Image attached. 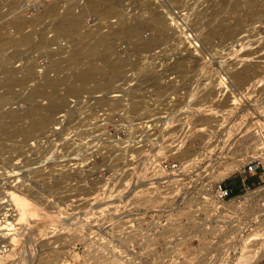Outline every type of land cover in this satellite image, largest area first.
Listing matches in <instances>:
<instances>
[{
  "label": "rangeland",
  "instance_id": "374dc122",
  "mask_svg": "<svg viewBox=\"0 0 264 264\" xmlns=\"http://www.w3.org/2000/svg\"><path fill=\"white\" fill-rule=\"evenodd\" d=\"M11 1L14 4L0 2L5 39L17 40L27 31L32 40L0 47V118L8 109L27 114L49 106L54 95L59 99L45 129L0 139V219L16 217L14 223L20 227L13 239H0L7 250L0 264H264V188L254 183L245 203L231 199L218 211L203 199L207 183L235 184L246 163L264 164V0H116L111 16L86 13L83 8L89 0ZM250 2L256 6L247 10ZM235 4L241 8L234 9ZM55 5L60 16L69 10L80 16L82 32L75 40L57 36V17L43 14ZM139 15L145 23L138 36L116 32ZM155 18L163 19L165 36L154 45L140 46L157 32L147 24ZM19 20L25 22L24 30L17 28ZM183 29L199 47H192L195 43L184 37ZM83 33L95 39L100 33L108 35L109 48L103 52L121 58L118 73L109 72L97 82L73 81L89 63L97 68L104 64L103 52L75 54ZM215 61L248 68L251 76L247 83H230L246 98L240 97V105L235 101V110L224 112L219 126L209 122L213 128L207 131L200 128L208 126L198 111L203 103L210 121L217 114L215 108L227 109L233 102L231 91L221 95L212 86L223 74H217ZM154 64L159 68L170 64V75L179 74L176 78L184 81V89L193 92L187 99L193 101L190 110L197 115L193 122L198 128L188 149H160L188 165L184 175L172 176L168 191L152 188L153 181L131 179L128 161L114 157L111 139L103 130L87 132V92L111 88L129 68L141 72L142 86L156 81L164 93L176 87H166L163 75H149L150 70L143 68ZM14 77L28 78L24 84L8 86ZM51 79L58 84L51 86ZM31 90L40 91L35 100L25 98ZM139 100L140 106L144 104L142 97ZM199 154V162L188 161Z\"/></svg>",
  "mask_w": 264,
  "mask_h": 264
},
{
  "label": "built area",
  "instance_id": "2783aa9c",
  "mask_svg": "<svg viewBox=\"0 0 264 264\" xmlns=\"http://www.w3.org/2000/svg\"><path fill=\"white\" fill-rule=\"evenodd\" d=\"M183 30L186 32V29ZM187 33L190 35L188 38L195 43L192 47H199L192 34L188 31ZM170 66H143L150 70L149 75H163L162 80L167 82L166 87L176 86L169 93H164L156 81H148L150 83L142 86L145 82L140 79L141 72L131 68L117 77L111 88H92L87 92V132L94 133L95 130L102 129L111 139L114 157L128 161L127 171L131 179L137 182L153 181L150 186H161L163 191L169 190L172 176L185 173L188 165H183L179 159H173L170 155L161 154L160 149L184 150L188 147L191 135L198 128L193 122L197 115L190 108H183L187 100L191 101L187 97L193 92L184 89V81L181 83L182 80L176 78L178 73L170 75ZM140 97L144 100L141 106ZM137 107L139 113L134 115ZM137 116L140 118L136 119ZM134 119L137 121L134 122ZM200 128L202 130L203 127ZM261 169L264 170L263 161L253 160L240 170L238 183H207L208 195L203 198L204 201L211 204L216 211L222 209V205L231 199L245 203V194L251 191L252 184L258 183L264 188V172L258 179ZM168 179L171 180L167 181ZM1 248H5L4 244H0V250Z\"/></svg>",
  "mask_w": 264,
  "mask_h": 264
},
{
  "label": "bare ground",
  "instance_id": "6f19581e",
  "mask_svg": "<svg viewBox=\"0 0 264 264\" xmlns=\"http://www.w3.org/2000/svg\"><path fill=\"white\" fill-rule=\"evenodd\" d=\"M9 2V0H7ZM116 0H106L105 2H101L99 4V1L98 2H95V1H92V0H89L87 1L86 5H84V10L85 12L87 11H90V12H96V13H99V15H103V16H111L115 13V10H117V5L115 3ZM138 1V0H137ZM140 1V0H139ZM233 1V0H232ZM247 1V0H245ZM253 1V0H252ZM1 2V0H0ZM10 2H12L10 0ZM15 2V1H13ZM12 2V3H13ZM228 2V1H227ZM237 2V1H236ZM244 2V1H243ZM2 3V2H1ZM19 3V2H18ZM82 3V2H81ZM242 3V2H241ZM246 3V2H245ZM7 4V3H6ZM5 4V5H6ZM9 4V3H8ZM14 4V3H13ZM16 4V3H15ZM256 2H250L246 5V9H254V7L256 6L255 5ZM2 5V4H1ZM3 5H4V2H3ZM2 5V7H3ZM4 5V6H5ZM7 6V5H6ZM11 6V5H10ZM38 6V5H37ZM57 6V7H56ZM140 7V6H139ZM226 7V6H225ZM232 8V6H230ZM22 8V7H21ZM58 5H55V6H52V7H49L47 10H45L46 12L43 14H50L52 16H56L57 17V22L56 24L54 25V28L56 30V32L58 33L57 36L63 38L66 42L68 41H73L75 40V34L76 33H80L82 32V29H81V18L79 15H75L71 10H69L68 12H66L64 15L62 14L61 16L58 15ZM241 6L240 5H237L235 4V8L234 9H240ZM247 9V10H248ZM264 10V9H262ZM246 11V10H245ZM84 12V13H85ZM86 12V13H87ZM255 12V11H254ZM252 13V12H250ZM82 16V15H81ZM84 16V15H83ZM124 17V16H123ZM162 17V16H161ZM160 17V18H161ZM165 17V16H163ZM39 18V17H37ZM36 18V19H37ZM43 18V17H42ZM39 20V19H38ZM145 20V19H144ZM144 20L142 19V16L139 15L135 18V21H133V24H131L130 26H125V27H120L116 32L118 34H122V35H126L128 37H136L139 35L140 33V30H141V27L143 26V24L145 23ZM166 20V18H165ZM186 20V19H185ZM210 21V20H209ZM149 22V21H148ZM16 26L17 28H22L24 30V25L25 22L23 20H19L18 22H16ZM162 19V21L160 19H157L155 18L154 20H152L151 22L147 23L148 26L150 27H155L157 29V32L154 33V35H152L151 39L148 40V41H145V42H142V43H139L140 46H148V45H154L155 43L159 42L162 40L164 33H166L165 31V23ZM168 23V22H167ZM166 23V24H167ZM162 24V30H158V27H160ZM24 27V28H23ZM4 27L1 26L0 27V47L2 46H5V44L7 45H22V44H30L31 43V40H32V34L30 33H27L24 32L22 34V37L19 38V39H13V40H7L5 39L6 36H4V34H6V31L4 33L3 31ZM6 29V27H5ZM17 29V30H18ZM155 29V30H156ZM228 29V28H227ZM236 29V27L234 26L232 32H234V30ZM208 30V29H207ZM218 30V29H217ZM22 32V31H21ZM217 32V31H216ZM228 32V31H227ZM115 33V32H114ZM85 33L82 34V36L80 37V39H78V43H77V48L75 49V54L77 55H81L83 54L84 52H87L89 55H96L97 53L99 54V52H105L108 48H109V38L107 37L108 35H102L101 33L99 35V37H97L96 35V39L95 38H92L89 34H86L84 35ZM98 34V33H97ZM144 34V33H143ZM182 34H184V37L186 39H188V36H190L188 33H187V29H186V32H182ZM263 34V33H262ZM93 36V35H92ZM209 36V35H207ZM211 36V35H210ZM215 36V35H214ZM224 36V35H223ZM94 37V36H93ZM217 37V36H216ZM165 38V37H164ZM208 38V37H207ZM58 39V38H57ZM62 40V39H61ZM52 41V40H51ZM57 41V40H56ZM92 41V42H91ZM195 41V40H194ZM60 42V40H59ZM40 43V42H39ZM46 43V40L43 39L41 41V44H45ZM233 43V42H232ZM10 45V46H11ZM200 46V44H199ZM9 47V46H8ZM6 46V48H8ZM231 46H227V48H230ZM1 49V48H0ZM3 49V48H2ZM5 49V48H4ZM7 50V49H5ZM102 53L103 55L105 53ZM109 51H107L108 53ZM101 54V55H102ZM98 56V55H97ZM252 56V55H251ZM12 58V57H11ZM10 58V59H11ZM245 58V57H244ZM253 58V57H252ZM124 59V58H123ZM242 59V58H240ZM223 60V59H222ZM56 62V61H55ZM54 62V63H55ZM217 64H219V70H217V74L219 73V71H222V73H219L218 77L221 78L218 79V77H216V79H214L213 83H212V86L214 87V89L217 91V93H223L225 92V90L228 92V91H231L230 92V100H231V97L233 98V102L231 103L232 106L228 107L227 109H223V108H215V110L217 111V114H214L212 116L213 119H211L209 121V117L210 115L209 114H206L207 112H204L202 111L203 109H205V107H208L206 105V103L204 104L203 103V106L198 110L200 115H201V119H202V123L203 124H208V126L206 127H203L202 130H207V131H210V128H213L212 124L209 123V122H216L215 126H219V123L218 121L221 120V119H224L222 116L224 114L225 111L227 112H231L233 110H235L236 107L234 106H238V105H235V101L238 102V104L240 105V100L241 98L240 97H245L246 98V95L245 94H242V95H237V93L235 92V88H232L230 85V83H235V84H243V83H247L249 82L250 80V72L247 70L248 68H246V70L244 69H238L236 68V65L233 66V67H230V66H223L220 62H217L215 61ZM185 63V62H184ZM183 61H181V64H184ZM199 63V62H197ZM58 64V62H56V65ZM180 64V63H179ZM232 68L231 72H229V69ZM121 69V58L119 59H112L110 56H108V54H105L104 56V64L97 68L95 66H93L91 63H89V65L82 69L80 72H78L76 75H75V80L73 78V81H81V82H91V81H96L97 80L99 81V77H102L103 75H107V73H118ZM112 75V74H111ZM28 77H24V78H13L11 80H9V85L8 86H11L13 85L14 83H23L27 80ZM106 80V79H105ZM109 80V78H108ZM262 80V79H261ZM264 80V78H263ZM72 82V81H71ZM260 82V80H259ZM26 83V82H25ZM48 83L52 86V85H56L58 84V81L55 79H51V80H48ZM47 83V84H48ZM99 83V82H98ZM229 83V84H228ZM253 83V82H252ZM258 83V82H257ZM8 84V83H7ZM100 84V83H99ZM256 84V82H255ZM254 84V85H255ZM48 85V86H50ZM82 85V84H81ZM83 85H85L83 83ZM102 85V84H101ZM104 85V84H103ZM253 85V86H254ZM256 86V85H255ZM79 87V86H78ZM100 87V86H99ZM258 87V86H257ZM254 88V87H253ZM71 91L73 92V90L71 89ZM40 91H37V90H31L29 92H26L25 93V98L27 99H31V100H35V98H37L40 93ZM232 93V94H231ZM241 93V92H240ZM250 93V92H249ZM39 94L37 97L36 95ZM44 94V93H43ZM41 94V95H43ZM236 94V96H235ZM222 95V94H221ZM238 96V97H237ZM262 96H263V100L261 102V104L264 102V93H262ZM8 99V98H7ZM10 99V98H9ZM58 97H56V95H54L52 98H51V103L49 104V106L47 107H36V108H32L31 110H29V112L27 114H20L18 112H15V111H12V110H6L3 112L2 114V118H0V139H4L3 137H11V136H14L16 134H20V133H23V134H32L33 132H39V131H42L43 129H45V127L49 124V121H51V118L52 116L54 115L53 112H55V109L56 107H58ZM237 99V100H236ZM245 101V100H244ZM35 102V101H34ZM33 102V103H34ZM38 102V101H37ZM76 102V101H75ZM37 104V103H36ZM244 104V102H243ZM184 107L183 108H191L192 107V104H191V101L189 102V100H187L185 102V104L183 105ZM35 107V106H34ZM80 107V106H79ZM220 107V106H219ZM234 107V108H232ZM246 107V106H245ZM73 108V107H72ZM212 110V109H211ZM214 110V108H213ZM235 112V111H234ZM234 115H237L236 113H234ZM226 116H231L230 113L229 114H226ZM208 119V121H207ZM245 127V126H244ZM209 129V130H208ZM224 134H229V130L224 133ZM210 135V134H208ZM2 144V143H1ZM233 145H235L233 143ZM188 149V148H186ZM219 158V157H218ZM202 160L200 158V154L197 155L194 159H190L188 161H200ZM196 162V163H198ZM191 164V163H189ZM185 173H183L182 175H184ZM177 175H181V174H177ZM215 179V178H214ZM150 181V180H148ZM147 181V182H148ZM18 199V198H17ZM3 201V199H2ZM13 204V202H12ZM17 210V209H16ZM39 211V210H38ZM37 213V212H36ZM26 215V214H25ZM20 216V215H19ZM39 216V215H38ZM19 218V217H18ZM5 219V218H3ZM14 220L13 221H3L2 219H0V239H5L7 237H10L9 239H11L12 235L15 233L14 230H16V228H20V227H17L18 226V222L17 224L14 223L16 219V217L13 218ZM31 220V219H30ZM21 222V221H20ZM25 223V222H24ZM21 225V223L19 224ZM27 225V224H26ZM29 222H28V225L29 226ZM33 226H31L32 228ZM21 228H25L23 227V224H22V227ZM29 229V227H27ZM30 228V229H31ZM26 229V228H25ZM17 231V230H16ZM19 232V231H18ZM20 233V232H19ZM23 235V233H22ZM25 235V233H24ZM27 236V235H25ZM15 237V236H14ZM13 237V238H14ZM17 237V236H16ZM12 238V239H13ZM22 238V237H21ZM6 248V247H5ZM5 248H1L0 250V256L2 255V257H5L6 254H7V250ZM4 259V258H3Z\"/></svg>",
  "mask_w": 264,
  "mask_h": 264
}]
</instances>
